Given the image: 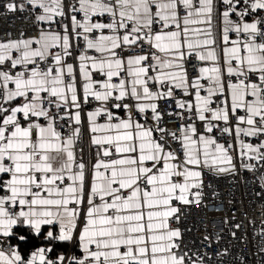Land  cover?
I'll use <instances>...</instances> for the list:
<instances>
[{
	"label": "snow or ice",
	"instance_id": "1",
	"mask_svg": "<svg viewBox=\"0 0 264 264\" xmlns=\"http://www.w3.org/2000/svg\"><path fill=\"white\" fill-rule=\"evenodd\" d=\"M9 15L27 24L0 35V264H244L207 213L213 181L245 175L264 264V0H0Z\"/></svg>",
	"mask_w": 264,
	"mask_h": 264
},
{
	"label": "built area",
	"instance_id": "2",
	"mask_svg": "<svg viewBox=\"0 0 264 264\" xmlns=\"http://www.w3.org/2000/svg\"><path fill=\"white\" fill-rule=\"evenodd\" d=\"M26 24L27 21L16 16H0V35L6 30L14 31L23 28ZM251 180L250 175H245L243 177H220L213 181L217 190L222 194V200L209 208L207 215L212 218L208 219L207 225L210 231L215 230L223 233L221 245L231 248L232 256L228 257L230 261L234 257H243L244 264H259L260 257L257 254V247L260 241L254 234L259 227L261 209L259 202L254 199L255 186L250 183ZM229 199L233 200L234 204L241 209L237 213V220L235 221L241 223V228L237 230V238L235 239L228 234L222 222L223 216L231 214L229 209L232 205L227 203ZM213 207L218 211H213ZM245 211L247 216L244 215ZM249 219H255L256 224H249ZM236 264L239 262L237 261Z\"/></svg>",
	"mask_w": 264,
	"mask_h": 264
}]
</instances>
